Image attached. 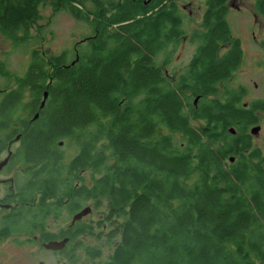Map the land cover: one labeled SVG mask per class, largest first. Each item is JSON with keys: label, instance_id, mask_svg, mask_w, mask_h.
Masks as SVG:
<instances>
[{"label": "trees", "instance_id": "16d2710c", "mask_svg": "<svg viewBox=\"0 0 264 264\" xmlns=\"http://www.w3.org/2000/svg\"><path fill=\"white\" fill-rule=\"evenodd\" d=\"M46 1L0 0V31L26 32ZM50 1L87 20L93 34L101 7L116 10L77 60L60 54L32 62L15 87L0 90V147L20 134L22 155L37 167L33 190L44 192L42 199L68 198L71 211L81 200L107 201L111 249L104 264H264V153L246 132L264 102L239 105L242 88L218 95L242 57L224 17L227 0H208L209 31L195 59L201 66L176 81L145 66L164 20L172 24L169 41L181 19L165 0H89L92 9L87 0ZM254 7L264 18V0ZM124 19L126 25L110 27ZM218 41L230 42L225 56H218ZM0 75L9 78L2 61ZM63 139L78 145L68 163ZM86 169L90 186L73 189V175ZM90 233L80 222L60 232L68 237L60 251L65 264H80L82 247L100 256L79 240Z\"/></svg>", "mask_w": 264, "mask_h": 264}, {"label": "rangeland", "instance_id": "374dc122", "mask_svg": "<svg viewBox=\"0 0 264 264\" xmlns=\"http://www.w3.org/2000/svg\"><path fill=\"white\" fill-rule=\"evenodd\" d=\"M203 2L204 0H181V3H178L179 7L184 8L180 11L184 34L190 36L194 28H202L200 21L206 9ZM84 3L87 8L92 9L91 1L87 0ZM254 3L255 0H228V5L231 7L227 16L230 32L233 38L241 40L243 50L236 68L227 79L219 84L218 95L222 94L226 88L234 90L242 88L243 93L240 96L239 105L252 104L256 101L264 102V18L256 12ZM40 13V19L33 22L26 32L5 34L0 31V61L4 63L9 74V78L0 75V90L4 91V89L15 87L18 81L15 78L27 72L34 58L36 63L42 64H46L51 55L66 54L69 60L74 59L76 51L81 53L85 50L87 38L93 34L92 27L87 20L74 17L68 10L58 4L54 5L50 0L41 5ZM195 47L196 43L191 41L177 47L169 45L167 50L170 53V59L164 66L165 71L177 77V74L182 70L180 63L189 59L191 51ZM2 99L3 94L0 91V106ZM192 100L193 98L190 101ZM256 116L257 121L248 125L246 132L250 135L252 145L258 146L264 153V107L256 111ZM1 124L2 118L0 127ZM252 125H260L256 134L250 132ZM3 135L4 132L0 130V136ZM62 141L63 143L59 147L63 151L65 162L68 163L77 154L78 145L72 141L68 144L66 139ZM17 145V143H13L10 149L16 150ZM97 148L99 149L98 146ZM92 175L91 169H86L83 172L81 181L84 185L90 186ZM71 185L74 187L73 184ZM0 187L5 188L2 185ZM41 194L43 192H39V190L33 192V200L42 198ZM49 196L45 198V202H49ZM47 198L48 200H46ZM86 206H89L91 211L83 217L80 223L90 226L92 233L79 237V240L83 242L84 246L95 250L99 248L100 256L89 257L85 254V247H82L77 251V254L81 256L80 264H104L111 249V244L106 239L108 230L112 226V223L105 219L108 203L101 200L100 206H94V201L90 199L82 204L81 209ZM36 208L38 207L36 206ZM39 210L41 209L38 208L36 211L33 209V218L38 216V220H44L45 228L58 232L60 225L56 220L61 219L62 214H58L57 218L54 216L53 209H50L47 214L42 213V215L39 214ZM74 214L75 212H70L69 219ZM37 227L41 230L44 229L39 224ZM33 229L35 230V228ZM63 229L65 230L66 227ZM39 233L36 231L33 232V235ZM17 237L19 239H16ZM21 239L23 236L20 237V235H13L6 239L7 245L3 247L5 250L1 255L3 264H38L39 261H43L44 264H65L58 255L42 248L40 242L33 241V254H31L32 247L22 243ZM106 241L108 242L106 243Z\"/></svg>", "mask_w": 264, "mask_h": 264}, {"label": "flooded vegetation", "instance_id": "af4514ba", "mask_svg": "<svg viewBox=\"0 0 264 264\" xmlns=\"http://www.w3.org/2000/svg\"><path fill=\"white\" fill-rule=\"evenodd\" d=\"M101 2L104 0H100ZM108 1V0H107ZM114 2H119L123 0H113ZM150 0H144V4H148ZM178 3H181V0H165L164 5L166 7L167 5H172L176 12L180 15V11L184 10V8L181 6H178ZM204 5L206 6L205 12L202 15V19L200 21V26L202 28H194L191 31V34H184V30L182 28L183 26V19H178V24L176 28L173 30L174 33H172V37L169 41H167V33L172 30L170 29L172 24L167 23V21L164 20L162 27L159 31V37H158V44L153 49V51L150 53L148 60L145 62V66L152 67V68H160L163 71L164 77H168L169 80H180L181 77L185 74H187L188 70L195 69L196 67L201 66L199 60H195L197 57L198 51L201 50L204 44V40L201 37L202 34L207 33L209 30L203 27V21L204 17L209 10L208 6V0H204ZM163 5V4H162ZM161 5V6H162ZM231 7L228 5V0L225 2V9H224V17L225 20L228 22V10ZM166 9V8H165ZM168 10H171V7L167 8ZM103 10H108L107 12L103 13ZM114 10H116L113 6H108L106 3L101 7V10H99V15L97 17L96 25L94 28V34L93 36H96L98 32L102 29V27L105 24V21H107V18H109L111 15H114L115 13H112ZM102 11V12H101ZM150 13V11H149ZM147 14V13H146ZM181 16V15H180ZM128 23V20H122L117 23H110V27L117 28L122 25H126ZM204 37V35H203ZM231 37L232 34H231ZM235 39V38H234ZM188 41L195 42L196 47L194 50L191 51L189 59L186 61H183L180 63V68L182 70L177 74L178 76L173 77L172 74L167 73L165 71V67L168 63V60L170 59L169 51L167 48L169 45H173V47H177L181 45L182 43H186ZM219 42V51L218 56L222 57L227 54V52L230 50L231 46L230 43H222ZM179 44V45H178ZM228 46V47H227ZM239 47L241 51L243 48L241 47V40L239 39ZM221 50H223L221 52ZM79 58V53L76 51L75 58L71 61H75ZM37 61L33 59V63H36ZM134 64L135 62H131ZM29 98V92L25 93V100ZM197 99V98H195ZM246 106V105H244ZM41 107V106H40ZM43 107V106H42ZM37 114V117L39 115V112L37 111L35 115ZM34 115V116H35ZM35 118V117H34ZM30 123L33 125V113L32 117L30 118ZM253 126V125H252ZM19 136V138H17ZM14 138L2 142V146L0 147V186H4L5 188L0 187V264H3L2 261V252L5 250L3 249L4 246H6V239L9 237L15 235L22 237L21 239L22 243L29 244L32 248L30 249V253L33 254V241L34 242H40L42 248H45L43 246L44 242L50 241V240H61L66 238L67 236L60 235V232L63 231L66 227L68 229L70 226L76 225V223L81 222L83 217L80 219L75 220L72 222V217L69 219L68 215L70 212L77 213L79 210H81L82 204H84L85 200H81L78 204L79 206L74 209H69V199L65 198L60 200L58 195L51 194L49 196V202L44 201L45 199L42 198H35V201L33 200V192L36 190H33V179L34 172L36 171L37 167L35 166V163H33V156L27 157L23 156L22 154H25V152L22 150L23 142L20 140V134H18ZM13 143H17L16 150H11V145ZM61 144L63 141L60 142ZM84 171L79 172L78 174L73 175L72 184L74 187L73 189L82 188L84 185L81 180H83V174ZM44 193V192H43ZM43 194L40 195L42 197ZM48 200V198L46 199ZM48 203V210L46 212H50V209H53L54 216L58 218V214H62L61 219H57V224L60 225L59 231L54 232L52 230H49L45 228L44 220H38V216L34 219L33 218V209L36 211V209H40L41 204ZM36 206L38 208H36ZM83 209V208H82ZM59 211V212H57ZM52 212V214H53ZM61 212V213H60ZM47 214V213H46ZM46 222V220H45ZM41 225L44 229H38L37 227ZM35 228V230L33 229ZM63 229V230H62ZM39 231V234L33 235V232ZM44 232H50L52 235H50L47 240L42 239V235ZM53 234H56L57 237L53 238ZM68 238V237H67ZM16 239H19L17 237ZM68 239L65 242L64 246L61 249L58 250H46L54 253L55 255H60V251L65 248L67 245ZM61 258V257H60ZM39 263L44 264L43 261H39Z\"/></svg>", "mask_w": 264, "mask_h": 264}, {"label": "water", "instance_id": "95a60500", "mask_svg": "<svg viewBox=\"0 0 264 264\" xmlns=\"http://www.w3.org/2000/svg\"><path fill=\"white\" fill-rule=\"evenodd\" d=\"M46 97H47V92L45 91L43 94V99H42L41 104H40L41 107L44 105ZM196 102H197V99H195L194 103L196 104ZM34 117L36 118L37 114ZM259 129H260V125H256V126H253L251 128L250 132H251V134H256L259 131ZM230 131L233 133L235 132L234 129H230ZM17 138H19V136H17ZM233 160H234V158L231 157L230 161H233ZM90 211H91V208L89 206H86L83 209L79 210L77 213H75L73 215L72 222H74L75 220L80 219L81 217L87 215L88 213H90ZM67 239L68 238L66 237V238L61 239V240H50V241L44 242L43 246L47 249L58 250L64 246ZM39 264H42V263H39Z\"/></svg>", "mask_w": 264, "mask_h": 264}]
</instances>
